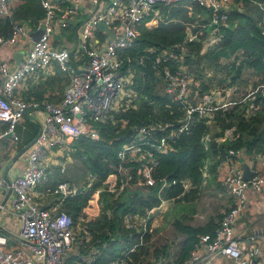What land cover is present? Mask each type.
Returning a JSON list of instances; mask_svg holds the SVG:
<instances>
[{
  "label": "trees",
  "instance_id": "16d2710c",
  "mask_svg": "<svg viewBox=\"0 0 264 264\" xmlns=\"http://www.w3.org/2000/svg\"><path fill=\"white\" fill-rule=\"evenodd\" d=\"M258 3L264 4V0H234L227 22L219 28L220 39L211 47L205 45L210 28L193 25V18L182 5L169 7L173 4L160 3L157 8L162 16L156 18L155 26H146L152 13L137 26V37L122 53V72L131 69L132 77L127 87L136 98L128 100V96L125 97L123 105L112 112L111 118L95 125L97 138L81 136L74 142L76 161L84 167L86 177L92 174L94 178L91 189L102 186L109 174L119 175L120 166L131 175L124 190L116 197L108 191L101 193L102 207L98 217L80 227L84 251L89 247L99 250L92 264H111L120 257H125V264H153L151 257L156 259L159 253L167 255L166 249L161 252L151 249L147 245L150 232H142L138 226L126 227L123 223L125 215L143 216L146 210L158 206L162 198L179 202L193 197L202 180L203 166L207 164L214 178L229 148L244 150L245 156L254 152L264 154V86H260L254 98L246 97L226 108L213 109L209 116L198 117L195 112V117L188 123L189 130L167 139L168 151L157 154V163L152 170L153 185L144 186L140 181L144 162L131 161L128 154L124 160L118 156L122 146L130 143L141 127L149 131L148 136L154 141H158L161 134L178 128L184 121V102L196 103L204 93L213 92L217 86L223 87L227 79L229 84L244 88L249 87V82L252 88L264 85V25ZM191 7L195 13L209 14L197 3H191ZM44 13L40 0H19L10 16L0 17V35H9L15 23L37 24ZM189 31L196 33L197 39L187 42L185 37ZM161 51L165 52L164 56L172 55L165 59L160 55ZM138 57H142L141 63L137 62ZM157 57L159 61L156 62ZM166 67L172 73L180 71L186 75L189 93L184 99L165 90L162 72ZM246 69H252L259 76L256 83L244 77ZM249 90H242V96ZM251 99L259 105L255 113H251ZM208 134L209 139H206ZM33 135L35 133L31 132L25 137L30 140ZM240 158L233 156L235 160ZM119 178L122 179V174ZM163 180L169 186L158 195ZM186 180L190 182L189 189L184 188ZM89 193L85 191L62 199V208L73 221L86 204ZM181 230L185 239L176 263L187 259L200 234H215L211 225L183 226ZM85 234L90 235L89 242L85 241ZM134 244V249L125 255L124 252Z\"/></svg>",
  "mask_w": 264,
  "mask_h": 264
},
{
  "label": "built area",
  "instance_id": "2783aa9c",
  "mask_svg": "<svg viewBox=\"0 0 264 264\" xmlns=\"http://www.w3.org/2000/svg\"><path fill=\"white\" fill-rule=\"evenodd\" d=\"M18 1L0 0V17L10 16L16 5L15 2ZM40 2L45 13L37 24L43 26V33L37 40L32 41L24 59L15 68L10 69L9 64L0 59V76L2 77L0 122L6 123L0 137L9 134L8 138L17 141L19 139L17 124L23 119L25 113L28 114L30 110L42 112L40 130L31 144L27 169L10 179L0 177V185L10 194V198L6 196L10 205L7 206L5 201L0 200V211L15 212L18 215L21 225L16 236L24 247L18 250L7 249L9 235L0 229V264H64L65 256L77 240L75 223L65 211L55 212L37 205L30 191L45 173L42 160L47 149L69 140L74 141L81 136L97 138L98 133L94 123L111 118L112 112L123 105L125 95L128 93L126 84L132 72L130 68L128 74L122 72V53L137 37V26L144 17L157 3L182 5L189 9L191 3H197L209 12V17L203 25L210 28L205 45L211 47L220 39L219 28L227 22L234 0H111L105 9L95 10L82 24L80 40L87 58L81 67L75 63L73 55H70L67 48L52 44L56 11L61 12L60 25L65 26L66 19L76 12V8L71 4L67 5L63 0H40ZM79 2L80 0H71V3ZM258 5L262 11L261 22L264 25V6L261 3ZM96 22H103L107 26L117 24L121 28L116 36L106 42L102 51H98L91 45V36ZM28 35L29 29L25 24L15 23L9 35H0V45H14ZM196 35L190 32L185 40L188 42L197 39ZM180 47L183 48V44ZM168 56L164 58L167 59ZM53 61L68 77L60 102L26 100L15 92L24 79L48 67ZM142 61V57L137 58L138 63ZM157 61L159 57L156 58ZM162 74L166 80L165 90L173 92L178 99H184L189 93L186 75L180 71L172 73L167 67L163 68ZM260 86L264 85L251 87L249 93L237 99L228 97L238 90L237 85L228 84L225 91L224 86H217L216 90L204 93L194 104L184 102V121L178 128L165 135L161 134L160 139L154 141L148 136L149 131L141 127L135 138L122 146L118 152L119 158L124 160L128 154L131 161L144 162L140 181L144 186L153 185L152 170L157 163V154L168 151L167 139H173L181 132L189 130L188 123L195 112L198 113V117L209 116L213 109L226 108L229 104L242 102L246 97L254 98L253 95ZM258 107L259 105L251 99V113H255ZM208 138L209 134L206 135V139ZM233 156H243V150L232 148L227 150L225 158L221 160L224 168L219 177L220 184L226 194L233 199V203L227 211L223 212L214 235L210 233L199 235V240L207 246L209 258L198 260V256L193 251L189 258L178 264H211L215 256L225 257L236 264H264L263 260L257 259V247L242 249L240 236L235 231L236 216L246 206V190L253 188L260 191L264 185V154L254 152L250 155L259 162V168L252 170L250 179L243 178L241 158L235 160ZM126 171L121 166L118 167V173L122 174V179L118 174L111 173L103 180L102 186L94 189H91L94 178L92 174H89L80 188L67 181H60L49 191L59 195L60 202L67 196L89 191L90 196L86 202V206H89L93 200L92 196H99L103 191H108L115 196L119 195L125 188V182L131 178ZM183 184L185 189L190 186L188 180ZM168 186L169 183L163 180L158 188V195H161ZM166 201L162 199L160 204ZM96 205L98 206V203ZM86 206L85 209H87ZM152 209L146 210V215L141 222H137L136 215H125L124 225L138 226L142 232L147 231L149 229L147 222ZM79 220L86 221L81 215ZM131 250L132 248L126 250L124 254ZM96 256L97 249L93 248L87 262L92 264ZM114 263L125 264V257L115 259Z\"/></svg>",
  "mask_w": 264,
  "mask_h": 264
},
{
  "label": "crops",
  "instance_id": "0c3cea01",
  "mask_svg": "<svg viewBox=\"0 0 264 264\" xmlns=\"http://www.w3.org/2000/svg\"><path fill=\"white\" fill-rule=\"evenodd\" d=\"M63 1L67 5L71 4L73 7H75L76 12L71 17L66 19L67 24L65 26H61V12L56 11L52 44L56 47H65L69 51L73 52L72 55L75 63L81 67L84 65L87 58L86 51L82 48V41L80 40L82 24L90 16V14L93 13V11H101L105 9L111 0H96V2L94 0H80L79 3H71V0ZM18 2H15V4ZM159 4L160 3H157L155 7L149 12V14L152 13L153 16L148 18L146 21V26L148 28H153L156 24V18H161L162 16L160 9L157 8V5ZM261 4L264 6L263 3ZM172 6L176 5H169V7ZM181 7L187 10L186 13H188V15L193 18V25L197 24V26L206 27L203 25V23L208 19V13L198 14L195 13L193 7L191 6L190 9L185 6ZM144 21L145 20L143 19L139 24L143 23ZM200 21L203 23H200ZM23 24H25L29 29V35L27 37H24L14 45H0V59L6 61L9 64L10 69L18 66L19 63L24 59V56L31 46L32 41H34V38L37 36L36 31L41 26L38 24ZM108 27L109 32L101 30L98 27H95L93 30L91 36V45L96 47L98 51H102L106 42L109 40V37L116 36L121 29L117 24ZM188 33H190V31ZM164 53V51H161L160 55H163ZM247 70L252 71V69H246V71ZM126 73L128 74V70ZM67 82V75L62 73L59 70L57 63L53 61L48 67H45L44 69H41L37 73L33 74L31 77L24 79L16 88L15 92L26 100H35L39 102L50 101L52 103H58L63 97ZM250 86L252 85L249 82V87ZM126 88L128 93L125 95V97L130 96L131 94L127 84ZM1 92L2 77L0 76V93ZM41 120L42 112L40 110H30L28 115L24 116L23 119L17 124L16 130L19 135V139L17 141H13L11 138H5L0 141V177L6 179L4 177V174H6L7 179H10L16 175L22 174L27 169L28 155L31 144L39 133ZM33 123L36 124V128L34 127ZM5 127L6 123L0 122V133L5 129ZM31 132L35 133V135H33V138L29 140L25 136L27 133ZM74 142L75 140H69L65 143L53 145L47 149L46 155L42 160V163L45 166V173L30 191L34 201L40 207L55 212L61 210L65 211L62 208V201L60 202L59 195L53 194L49 191V189L55 183L61 181V179H64V181H67L71 185L79 188L84 185L87 177L84 175V167L76 161ZM242 159H245V161L250 165L251 170L259 168V162L254 160L251 156H245L244 150L243 156H241V160ZM221 164L222 163L220 162L214 178L213 175L211 176V172L208 171L207 164H205L202 169V180L200 183L205 185L204 187H209L210 191L212 192L215 190L216 197L221 200L222 204L225 202V208L220 215L217 212L216 214H211V216L206 218L208 213L204 215V212H208L207 205L201 210V207L199 206L201 203H199L197 206H194L193 208L183 207L185 204L190 203L192 199H197L195 196L190 197L188 200H181L180 204L183 205L170 212V208L166 203L159 204L158 206L154 207V209L151 208L152 212L149 214L148 222V231L151 235L147 245H150L151 249L160 250L159 252L163 251L164 249H166V251L167 249H170L167 251V255L159 253L158 258L156 259H154L152 256L151 260L153 264H178V262L176 263L175 260L178 258L180 248L182 246L183 240L185 239V235L182 232L181 227H205L211 225L215 230L217 229L219 219L223 215V212L227 211L233 203V199L226 194L225 189L222 187L219 181L220 173L224 168V165ZM210 179H213L212 183H210ZM190 187L191 185L187 189ZM199 192L200 191H198L197 194H199ZM100 195H93V200L90 202V205L86 206L85 204L81 208V211L78 212V214L74 217L77 240L73 243V247L65 256L64 264H89L87 262V258L89 257L91 250L93 248L97 249L95 247H89V249L84 251L85 247L81 244L82 240L79 235V230L82 224H85L86 222L88 223L90 220L98 217L102 207ZM6 196L10 198L9 192L5 190L2 185H0V200L5 201V205L9 206L10 201L8 198H6ZM165 200L175 201L173 199ZM97 203L98 206L96 205ZM85 206L87 209H85ZM168 213L172 216V219L169 223H166L165 216ZM80 215L84 216L86 221L81 222L79 220ZM145 215L146 213L143 216L136 215L137 222H141V219L144 218ZM177 222L178 226H176ZM20 225V219L15 212L0 211V229L9 235V242L7 245V249L9 250H18L24 248L22 243H20L19 238L16 236ZM167 225L169 226L166 227ZM235 231L240 236L242 249L246 250L250 249L251 247H257V259L264 261V185L260 191H257L253 188H248L246 190V206L244 209L239 211L236 216ZM84 238L85 241L89 242L91 237L89 234H85ZM119 243H121V240H119ZM194 245L195 246H193L190 254L194 251L198 256V260L209 258L207 246L204 242H201L198 238V241L194 243ZM134 246H136V244L131 247L132 250L134 249ZM116 247L118 246L116 245ZM172 248H174L175 251L172 252ZM98 254L99 250L97 249V255ZM190 254L187 258L190 257ZM111 264H115L114 260ZM211 264L236 263L225 257L215 256L212 258Z\"/></svg>",
  "mask_w": 264,
  "mask_h": 264
},
{
  "label": "rangeland",
  "instance_id": "374dc122",
  "mask_svg": "<svg viewBox=\"0 0 264 264\" xmlns=\"http://www.w3.org/2000/svg\"><path fill=\"white\" fill-rule=\"evenodd\" d=\"M244 77L250 79L254 83H256V81L259 79V76L257 74H255V73H253L250 70H247V71L244 72ZM229 83H230L229 79L225 80V82H224V91H225V89H226V87L228 86ZM250 88L251 87L244 88L242 85L240 87L238 86L239 91H236L235 93L234 92L231 93L230 96H228V97L229 98L232 97V98L237 99V98L242 96V94H241L242 90L244 91V90H247V89H250ZM131 97L132 98H136L134 93H131L130 96H128L127 99L130 100ZM94 125L97 126V123H94ZM212 180L213 179H210V183H212ZM204 186L205 185L200 184L199 187H198V191H200L199 194H197L198 191H196V193L194 195L195 197H197V199H192V201L190 203L185 204L183 207L193 208L194 206H197V205H199V203H201V205H199L201 207V210L207 205L208 212L207 211L204 212V215L206 213H208L206 218L211 216V214H216L217 212L220 215L222 213V211L224 210V208H225V204H224L225 202L223 204L221 203V200H219L216 197V194H215L216 191L215 190H213V192H212V191H210L209 187L207 188V187H204ZM166 204H168V207L170 208L169 212L172 211V210L178 209L181 205H183V204H180V201L177 202V201H169V200L166 201ZM171 219H172V216L169 215V213H168L165 216L166 223H169ZM168 226L169 225H167L166 227H168ZM169 250L170 249H167V251H169ZM173 251H175L174 248H172V252Z\"/></svg>",
  "mask_w": 264,
  "mask_h": 264
},
{
  "label": "water",
  "instance_id": "95a60500",
  "mask_svg": "<svg viewBox=\"0 0 264 264\" xmlns=\"http://www.w3.org/2000/svg\"><path fill=\"white\" fill-rule=\"evenodd\" d=\"M94 12V11H93ZM91 15L92 14H90V16L87 18V19H89L90 17H91ZM86 19V20H87ZM85 20V21H86ZM84 21V22H85ZM83 22V23H84ZM95 25H96V27H98L99 29H101V30H104V31H106V32H109V27L107 26V25H105L103 22H96L95 23ZM43 33V26L41 25L40 26V28L36 31V37L34 38V40H37L39 37H40V35ZM76 34H77V31H76ZM111 37H109V39H110ZM73 54V52H71L70 51V55H72ZM28 114L27 113H25V116H27ZM9 137V134H6L5 136H3V137H0V141L2 140V139H5V138H8ZM241 166H242V168H243V178L244 179H250V177H251V175H252V170H251V167H250V165L245 161V159H242L241 160ZM4 177L7 179V177H6V174H4ZM157 264V263H156Z\"/></svg>",
  "mask_w": 264,
  "mask_h": 264
}]
</instances>
